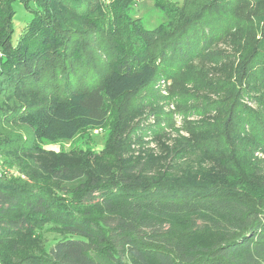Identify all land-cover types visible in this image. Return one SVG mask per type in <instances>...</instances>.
Listing matches in <instances>:
<instances>
[{
  "label": "trees",
  "instance_id": "16d2710c",
  "mask_svg": "<svg viewBox=\"0 0 264 264\" xmlns=\"http://www.w3.org/2000/svg\"><path fill=\"white\" fill-rule=\"evenodd\" d=\"M139 1L0 0V161L30 180L0 175V264H264V0H153L151 30ZM157 76L219 99L132 142ZM89 130L97 153L40 146Z\"/></svg>",
  "mask_w": 264,
  "mask_h": 264
},
{
  "label": "rangeland",
  "instance_id": "374dc122",
  "mask_svg": "<svg viewBox=\"0 0 264 264\" xmlns=\"http://www.w3.org/2000/svg\"><path fill=\"white\" fill-rule=\"evenodd\" d=\"M172 2L181 3L182 0H168ZM105 5L109 4L110 0H102ZM12 7L14 10V16H13V31L11 35V43L15 45L19 39V36L21 35L22 29L30 22V20L33 17V13L31 10H35L34 5H29V9H26L19 1H14L12 3ZM250 10V9H249ZM130 15L134 18H139L142 21V24L145 29L151 30L157 27L161 22L164 21L163 15L158 11L153 4V0H141L137 2V4L132 7L130 10ZM96 38L93 37L92 41V50L90 51L91 56L94 58V61L100 60L102 62L107 61V57L103 55V53L100 50V46L96 43ZM221 50H230L225 42H221L218 46ZM222 51H216L217 56H220ZM89 72L85 70L80 71V77H78V80L74 82H80L81 87H87L89 85H93L95 82V79H88L87 74ZM77 75V76H79ZM73 76V75H71ZM84 77V78H83ZM81 80V81H80ZM95 84V83H94ZM172 83L171 80L167 77H161L157 76L156 81L151 85L149 90L146 92V94L151 95L153 97H158L159 102H156L154 100V104L148 105L143 113L136 117L134 122L132 123L134 126L137 125V129L133 131V135L135 136V139H132V142L135 140H139L140 142L149 143L151 140L152 132L155 130L156 127H165L162 123V120L164 122H168V124H171L170 127L173 129L166 130L169 137L173 138H186L188 135L185 133L184 126L187 123L191 122H198L202 119L200 118H189L185 119V116L183 113L185 111L187 112L188 109H193L195 106H205L208 102L212 100L219 99L218 97H213L205 92L199 93H193L192 99H188L187 91L192 92L191 87L183 86L181 91V100H184V103L181 105H176L177 101H180V99H176L173 97L172 92L170 90L172 89ZM186 92V93H185ZM143 93V92H139ZM189 100V101H187ZM150 103V102H149ZM157 113L159 115H154V113ZM166 124V123H165ZM11 127V126H9ZM8 128V127H7ZM13 130H16V133L25 140L26 143H31V137L29 133L23 129H17L12 128ZM107 132L106 131H100V130H89L81 133L78 135L73 141L68 143H43L40 144V146H44L48 150H52L55 152H68L70 150H78V151H87L90 150L91 152L97 153L102 148L104 141L106 139ZM138 145L132 146L133 150H138ZM149 147H152L153 144L150 143ZM156 151V149H154ZM258 158H262V154H257ZM0 175L5 176L9 179L13 178H20L23 182L30 183V180L26 178L24 175L20 174L16 168H10L4 164H2V160L0 161Z\"/></svg>",
  "mask_w": 264,
  "mask_h": 264
}]
</instances>
